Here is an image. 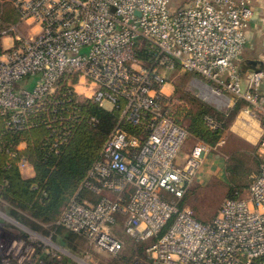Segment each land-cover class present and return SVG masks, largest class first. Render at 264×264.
Instances as JSON below:
<instances>
[{"label":"built area","instance_id":"built-area-1","mask_svg":"<svg viewBox=\"0 0 264 264\" xmlns=\"http://www.w3.org/2000/svg\"><path fill=\"white\" fill-rule=\"evenodd\" d=\"M253 2L191 0L173 8L171 0H0V10L10 4L19 16L0 33V113L10 116L11 130H23L29 112L46 110L65 75H77V96L121 107L120 122L56 226L117 255L121 225L145 245L146 264H264V135L249 189L203 223L182 200L213 146L199 140L178 162L189 132L170 115L174 91L166 92L172 74L189 73L216 109L243 101L245 114L264 121V70L241 69ZM6 37L12 45L2 43ZM36 76L34 90L17 89ZM206 119L212 129L220 126ZM85 192L91 196L81 198ZM5 217L17 229L0 224L1 264H94Z\"/></svg>","mask_w":264,"mask_h":264},{"label":"trees","instance_id":"trees-1","mask_svg":"<svg viewBox=\"0 0 264 264\" xmlns=\"http://www.w3.org/2000/svg\"><path fill=\"white\" fill-rule=\"evenodd\" d=\"M12 13L15 16L14 22H11L13 25L18 22L19 16L15 10ZM140 55L144 58L146 52L142 50ZM77 79V75L61 77L57 90L48 98L46 110L29 112L23 130H11L8 127L10 116L0 113V211L35 231L41 229L43 224L51 225L46 233L54 232L57 243L71 253L77 250L79 239L88 240L84 235L56 226L55 220L68 206L100 157L104 143L121 118V107L108 110L93 100L74 94L72 84ZM185 96L187 103L180 108H169L170 115L179 125L187 124L192 137L211 146H216L224 138L232 120L245 106L243 101H237L232 108L220 111L199 99ZM207 117L217 121L220 126L212 129ZM122 125L131 132L137 131L127 122ZM228 135L226 150L230 158L226 170L234 187L231 197H234L236 193L237 196L243 195L249 189L252 175L259 172L261 159L252 150L244 152L241 139L233 134ZM22 143L26 144V148L19 150L18 146ZM22 161L34 169V177L22 175ZM249 175V185H246L244 182ZM86 193L80 197H86ZM122 242L124 250L125 243ZM129 244L128 254L120 255L118 261L125 264L146 262L145 246L132 239H129Z\"/></svg>","mask_w":264,"mask_h":264},{"label":"rangeland","instance_id":"rangeland-1","mask_svg":"<svg viewBox=\"0 0 264 264\" xmlns=\"http://www.w3.org/2000/svg\"><path fill=\"white\" fill-rule=\"evenodd\" d=\"M171 2L173 8H178V7L188 6L190 0H171ZM7 8L14 9L10 4H3L0 10V16L2 15L1 11L3 12V9L7 10ZM1 21L2 20L0 19V27L5 29L4 24ZM16 24L17 22L14 23L13 25ZM11 26H7V27H11ZM260 48L261 50L263 49V47ZM246 53L247 50L242 58L241 61L242 63L246 58ZM241 62L240 65H242ZM241 69L244 70L243 67H241ZM193 78H195V76L180 71H177L171 75V79L173 80L174 87L173 88L168 87L169 90L166 89V92L172 93V91H174L172 95V99L175 101L173 102V107L174 106L178 108L183 107L185 103H187V101L184 99L186 97L185 95L187 94L193 97L194 99L195 98L196 100L199 99L200 101L204 102L210 107L216 109L212 103H209L203 97H200L201 92L199 88L193 84ZM38 81H39V76L26 78L20 81L19 83H17V89L24 88L29 91H32L37 86ZM256 120L257 119L251 118L249 115L245 114L243 110H241L229 125V130L227 131L226 135L223 138L224 139L223 143L220 141L221 143L217 144L216 146H213V149L210 151L209 155L204 160L198 175L194 179L193 183L191 184V186L187 191V194L182 200L185 201L184 205L190 207L200 220L205 222L211 221L212 218L219 211L222 203L234 194L232 191L234 187L230 182V175L227 173L226 170L227 163L230 158V154L226 150L228 136H229L228 134H233L234 136L242 140L244 145L243 148L244 152H247L248 149L249 151L252 150L254 152V155L259 158L258 156L259 140L257 139L251 141L247 138L248 136L244 135L246 131L257 129L259 122L262 125L261 127L263 132L262 135H264V125H263L264 121H259V120L256 121ZM184 127H186V129L188 130L187 124L184 125ZM259 131L261 132V130ZM197 141L198 139L192 137L191 134L189 133V138L186 140L180 152L181 157L179 155L178 158L179 163L182 162V160L186 159V157L188 156L186 155L188 153V148L193 147ZM245 154L247 155V153ZM216 169H218L219 172H215ZM205 171H208V173L205 174L204 173ZM254 171H256V169ZM250 175L246 178V181L244 182L246 185H249ZM246 191H244L243 193L245 194ZM5 215H6L5 213L0 211V218L2 219L0 224L4 225L5 227H14L12 221L9 218H6ZM50 226L51 225L49 224H43L41 229H39L38 231H35L30 228L29 229L41 236L47 238L51 237L53 242L58 244L54 238V232H50L49 234L46 233V231L49 230ZM120 226H117L118 227L117 231L119 233L118 236L121 238L122 241H124L125 248L119 254L117 255L108 254L104 251L96 249L95 247L91 246L88 242H85L83 240L81 241V239L77 241L78 243L77 250L72 253L78 256L90 255L92 260L95 261L97 264H125L122 261L121 262L118 261V259L120 255L128 254V248L130 246L129 244L130 238L126 235L123 227ZM14 229H17V227H14Z\"/></svg>","mask_w":264,"mask_h":264},{"label":"crops","instance_id":"crops-1","mask_svg":"<svg viewBox=\"0 0 264 264\" xmlns=\"http://www.w3.org/2000/svg\"><path fill=\"white\" fill-rule=\"evenodd\" d=\"M252 7L254 10V17L251 21V24H250L248 32H247L248 47L246 49L247 50L246 58H245L243 63H246V62L249 63L250 61H261L264 63V0H254ZM13 10L14 9L7 8V10L3 9V12H1L2 15L0 16V19L2 20L1 22H3L5 29L8 28L7 26L12 25L11 22H14L15 16L12 13ZM1 29H4V28L0 27V30ZM5 29L0 31V33L5 31ZM25 29H26V27H25ZM12 42H13V39L11 37H6L2 41V43H4L6 46L12 45ZM260 47H263V49L261 50ZM246 70H251V69L248 68ZM246 70H243V71H246ZM167 90H169V89L167 88ZM261 127H262V125L259 122L257 129L246 131V133L244 135L248 136L247 138L251 141H254L257 139L259 140V138L262 136V133H263ZM259 130H261V132ZM200 141H202V140H200ZM25 148H26L25 143H22L18 146L19 150H24ZM192 148L193 147L188 148V153L186 155H189ZM182 162H183V160H182ZM215 167H216V165H215ZM215 172H219V170L216 169ZM21 173L24 177L28 176L29 178H32L35 175L34 169L32 167H29L26 170H21ZM204 173L207 174L208 171H205ZM76 193H75V195H76ZM85 196L89 197L91 195L87 192ZM61 213L58 215V217L61 215ZM58 217L56 218V220L58 219Z\"/></svg>","mask_w":264,"mask_h":264},{"label":"water","instance_id":"water-1","mask_svg":"<svg viewBox=\"0 0 264 264\" xmlns=\"http://www.w3.org/2000/svg\"><path fill=\"white\" fill-rule=\"evenodd\" d=\"M248 68L253 70H264V63L261 61H250L248 65L244 63L243 69L246 70Z\"/></svg>","mask_w":264,"mask_h":264},{"label":"flooded vegetation","instance_id":"flooded-vegetation-1","mask_svg":"<svg viewBox=\"0 0 264 264\" xmlns=\"http://www.w3.org/2000/svg\"><path fill=\"white\" fill-rule=\"evenodd\" d=\"M245 64H247L248 65V63L246 62Z\"/></svg>","mask_w":264,"mask_h":264}]
</instances>
